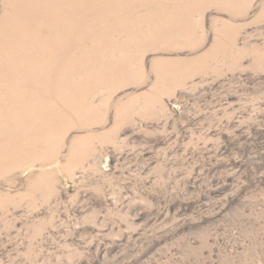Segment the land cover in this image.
<instances>
[{"label": "rangeland", "instance_id": "1", "mask_svg": "<svg viewBox=\"0 0 264 264\" xmlns=\"http://www.w3.org/2000/svg\"><path fill=\"white\" fill-rule=\"evenodd\" d=\"M121 1L123 28L188 27L126 43L105 82L72 75L34 156L0 129V264H264V0Z\"/></svg>", "mask_w": 264, "mask_h": 264}, {"label": "bare ground", "instance_id": "2", "mask_svg": "<svg viewBox=\"0 0 264 264\" xmlns=\"http://www.w3.org/2000/svg\"><path fill=\"white\" fill-rule=\"evenodd\" d=\"M1 1L4 5V10L0 13L2 144L10 147L12 139L6 134L13 133V128L22 127L24 133H21L20 137L32 144L31 148H25V158L28 155L34 156L46 147L50 138L48 136L51 134L54 137L55 131L60 128L58 122L53 123L52 119L56 117L51 118V113H62L61 117L64 118L65 114L59 109L60 104L54 101V95L62 88L64 91L68 90L67 84L70 85L74 81L71 79L72 75L90 71V75L97 74L93 78L97 77L99 80V77H102L101 83L105 82L109 71L118 73L117 66L108 63L106 58L115 57L119 48L132 46L126 43H137L143 40V37L148 38L150 42L152 38L149 32L152 30L163 33V37L167 38L171 33L170 26L188 27L187 23H177L172 19L165 24L163 19L157 21L153 27L140 22L123 28L122 9L130 8L128 1L118 4L117 0H94L90 5H85L82 0H65L63 4H57L54 0ZM238 1L240 0H230L229 5ZM109 16L114 20H109ZM157 16L156 12H151L146 20L156 19ZM144 26L146 29L142 32ZM131 30H137L138 33H130ZM117 37L120 39L116 52L109 51L110 47L115 46ZM16 40L20 45L28 46L25 51H15L13 44H16ZM75 41L81 42L78 58L74 57L78 55L75 52ZM69 43H74V47H67ZM5 48L13 51L9 58L3 54L2 49ZM90 48H101L103 51L100 53L99 50H94L95 54H92ZM93 55L94 58H88ZM21 59H25V62H20ZM119 60L121 61V58ZM34 64L41 68L37 69ZM63 73L68 75L67 82L60 80ZM93 78L86 79L88 89H91L92 84H96ZM40 85L42 88L39 90ZM68 98L70 100L69 92ZM72 104L71 102L69 105L70 109L75 107V104ZM27 120L34 125L36 120L39 121L34 132L30 130L34 125L29 124ZM35 141H38V146L33 145ZM35 149L38 152H35Z\"/></svg>", "mask_w": 264, "mask_h": 264}]
</instances>
